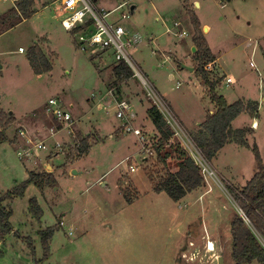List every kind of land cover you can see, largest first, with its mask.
Here are the masks:
<instances>
[{
  "label": "rangeland",
  "instance_id": "rangeland-1",
  "mask_svg": "<svg viewBox=\"0 0 264 264\" xmlns=\"http://www.w3.org/2000/svg\"><path fill=\"white\" fill-rule=\"evenodd\" d=\"M16 3L0 0V15ZM122 3L112 18L129 12L122 24L141 40L128 48L137 73L118 85L112 52L95 56L81 50L82 30L63 27L59 0H36L35 14L0 34V110L14 117L7 128L0 123V197L31 171L51 173L56 180L46 177L40 187L29 185L23 197L4 202L12 210V229L0 239V264H234L231 219L235 210L243 212L229 188L245 186L257 162L252 149L233 138L205 162L191 138L217 107L203 85L186 7L216 57L204 68L216 81L217 93L229 103L259 99L257 122L243 113L231 134L245 129L264 162V0H98L94 6L111 10ZM35 43L52 62L48 73L35 74L29 63ZM227 77L234 83L228 85ZM101 96L103 109L97 105ZM50 98L67 110L74 106L71 130L48 112ZM124 100L132 112L120 119L116 106ZM152 104L175 131L174 142L184 146L206 177L204 188L180 202L151 188V177L175 171L178 163L173 157L163 165L153 150L157 133L147 114ZM86 137L95 145L84 157L72 156ZM34 198L42 209L40 219L31 211ZM49 227L56 230L43 259L41 231ZM213 237L217 248L210 252L207 243Z\"/></svg>",
  "mask_w": 264,
  "mask_h": 264
},
{
  "label": "trees",
  "instance_id": "trees-1",
  "mask_svg": "<svg viewBox=\"0 0 264 264\" xmlns=\"http://www.w3.org/2000/svg\"><path fill=\"white\" fill-rule=\"evenodd\" d=\"M35 4L36 0H17L14 7L10 8L7 13L0 15V34L35 14L37 12ZM186 8L195 30L193 39L197 48L195 56L201 62L200 74L203 85L208 88L207 93L217 107L216 111L209 114L195 132L191 133V138L207 162H211L232 138L237 144L252 149L257 162L256 172L242 188H229L234 201L244 215L243 217L239 211L235 210L231 219L233 259L234 264H251L253 261L264 264V246L257 236L259 234L264 240V162L257 144L251 146L245 137V129L237 130L234 136L231 134L233 121L241 114L247 113L252 118L258 117L259 102L252 100L244 102L239 99L229 103L224 96L217 93L216 81L210 79L204 68L205 65L214 62L216 57L202 33L201 24L193 10L189 7ZM88 25H91V23L89 22ZM27 57L35 74L48 73L53 69L51 60L38 43L30 47ZM112 71L115 77V85L126 82L135 75L134 70L125 61L115 62ZM0 114L2 116V118L0 117L2 126L4 128L9 127L14 117L9 116L8 113H4L2 110H0ZM147 114L157 133L152 147L159 161L166 166L169 158L175 157L178 160L175 171H171L159 179L150 178L153 184L152 190L156 193H165L173 201L179 202L188 193L205 186V175L201 166L184 146L179 142H174L175 131L160 108L156 104H152L148 107ZM1 139L3 140L2 137ZM93 145L95 143H91L89 137L82 138L79 145L73 149L72 156L76 154L80 158L84 157ZM68 160L70 162L71 158H68ZM46 177H48L49 182H56L51 173L31 171L27 180L8 190L0 197V239L4 233L12 229L9 222L12 210L4 202L23 197L29 185L40 187ZM124 196L128 203L133 202V198L126 194ZM30 205L31 211L36 218L40 219L43 213L38 201L35 198L31 199ZM55 230L56 228L49 227L41 231L44 249L43 259L49 255V241Z\"/></svg>",
  "mask_w": 264,
  "mask_h": 264
},
{
  "label": "built area",
  "instance_id": "built-area-1",
  "mask_svg": "<svg viewBox=\"0 0 264 264\" xmlns=\"http://www.w3.org/2000/svg\"><path fill=\"white\" fill-rule=\"evenodd\" d=\"M59 1L62 12L65 14V17L62 19L63 27L69 31H74L78 28L82 30L79 32L82 37V41L79 43L81 50L90 51L95 56H100L103 52H112L115 62L125 61L131 68L134 67L128 55V48H130L139 37L138 35H131L122 24V21L130 17V13L123 12L118 19L112 18L119 9L126 5V3H122L111 10H107L105 8H96L94 6V0ZM89 22L91 25H88ZM176 26H178V24H176ZM184 35H186L185 31L180 33V36ZM19 51L25 52V49L20 47ZM250 65L252 67L256 66L253 61L250 62ZM226 83L228 85L234 83L233 77H227ZM92 96L96 95L92 94ZM104 99L101 96L99 100H97L99 109H103V105L100 102L104 101ZM48 105V112L52 113L59 122L66 123V128L71 130L69 129L72 125L71 112L65 109L57 98H50ZM116 108L118 109L116 115L120 119L127 118L131 113L129 101L124 100L117 102ZM134 133L139 135L140 130L135 129ZM39 147L43 148V145L39 144ZM200 156L206 162L201 154ZM241 215L244 217L243 213ZM209 243L210 242L207 243V249L209 251H214V249L210 250Z\"/></svg>",
  "mask_w": 264,
  "mask_h": 264
},
{
  "label": "crops",
  "instance_id": "crops-1",
  "mask_svg": "<svg viewBox=\"0 0 264 264\" xmlns=\"http://www.w3.org/2000/svg\"><path fill=\"white\" fill-rule=\"evenodd\" d=\"M98 0H94V2H97ZM50 6V5H49ZM105 7V6H104ZM103 7V8H104ZM115 8V7H114ZM133 8H134V6H133ZM107 9V8H106ZM206 25V24H205ZM175 26H176V22H175ZM136 35H138V37H139V40H141V35L139 34V33H137ZM20 48V47H19ZM20 52V51H19ZM21 53H24V52H21ZM241 100H243V99H241ZM249 100H252V101H258L259 102V99L257 98V99H249ZM126 101H129V100H126ZM244 102H247L248 100H243ZM69 108V110H71L72 108H74V106L72 105V104H69V106H68ZM131 112H132V110H131ZM256 119V118H255ZM235 121V120H234ZM234 121H233V123H234ZM256 122H257V119H256ZM125 124V123H124ZM135 128H138V127H135ZM137 136V135H136ZM139 137V136H138ZM226 146V145H225ZM205 186H203V188H204ZM151 188H152V186H151ZM200 189H202V187H200V188H198L197 190H195V191H193V192H196V191H200ZM191 193V192H190ZM190 193H188L182 200H184L185 198H187L188 197V195H190ZM182 200H180V201H182ZM179 201V202H180ZM215 237H213L212 239H214ZM213 242V244H214V251L216 250V248H217V245H216V241H218L217 239H214V240H211V239H209L208 240V242ZM208 250V249H207ZM209 251V250H208ZM210 252H213V251H210Z\"/></svg>",
  "mask_w": 264,
  "mask_h": 264
},
{
  "label": "water",
  "instance_id": "water-1",
  "mask_svg": "<svg viewBox=\"0 0 264 264\" xmlns=\"http://www.w3.org/2000/svg\"><path fill=\"white\" fill-rule=\"evenodd\" d=\"M133 9H134V8L132 7V11H133ZM204 30H206V27L204 28ZM193 49L196 50V47H193ZM184 67L188 68V69L191 70V71L194 70L193 68L187 67V66H185V65H184ZM132 69L136 72V69H135L134 67H132ZM136 73H137V72H136ZM73 174H78V171L73 170ZM219 262H220V263L223 262V258H222V257L219 258Z\"/></svg>",
  "mask_w": 264,
  "mask_h": 264
},
{
  "label": "bare ground",
  "instance_id": "bare-ground-1",
  "mask_svg": "<svg viewBox=\"0 0 264 264\" xmlns=\"http://www.w3.org/2000/svg\"><path fill=\"white\" fill-rule=\"evenodd\" d=\"M138 74H139V72H138ZM140 77L143 79V77L141 75H140ZM208 245H209L210 250L214 249V244L212 241Z\"/></svg>",
  "mask_w": 264,
  "mask_h": 264
}]
</instances>
